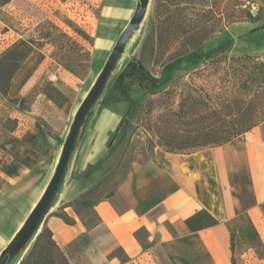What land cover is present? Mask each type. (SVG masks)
Returning <instances> with one entry per match:
<instances>
[{
  "label": "crops",
  "instance_id": "1",
  "mask_svg": "<svg viewBox=\"0 0 264 264\" xmlns=\"http://www.w3.org/2000/svg\"><path fill=\"white\" fill-rule=\"evenodd\" d=\"M11 8L0 9V18L4 12L13 14ZM134 8L116 3L103 8L100 27L107 30L110 25L113 31L101 30L93 39L95 62L101 63L93 80L60 73L55 87L61 99L46 113L41 111L42 119L31 113L24 129L0 130V144L7 150H0L5 170L0 174V252L21 225L12 228L18 212L29 213L44 192L68 122L114 47L121 33L116 30L124 29ZM256 55L264 61V48ZM131 59L125 55L117 75ZM95 112L80 140L89 136L92 163L107 153L109 133L122 116L121 110ZM144 138L142 130L135 132L136 141L143 143ZM78 150L79 145L68 177ZM140 155L113 195L94 207L99 224L88 228L71 208L66 213L74 225L56 216L48 219L46 225L70 264H235L248 251L264 246V122L224 146L187 154L156 151L142 159ZM64 190L65 185L61 194ZM27 201L29 206L20 205Z\"/></svg>",
  "mask_w": 264,
  "mask_h": 264
},
{
  "label": "rangeland",
  "instance_id": "2",
  "mask_svg": "<svg viewBox=\"0 0 264 264\" xmlns=\"http://www.w3.org/2000/svg\"><path fill=\"white\" fill-rule=\"evenodd\" d=\"M161 1H151L141 30L135 35L126 53L127 57L141 60L160 81L159 86L145 90L135 85L129 93L126 90L128 81L118 85L115 78L112 80L95 110L99 115L107 110L114 113L122 111L118 128L109 133L105 145L107 153L92 163V157L87 155L91 151L87 150L89 136H84L79 143L77 164L73 165L64 193L54 207V212H58L61 207L72 205L67 208H71L73 212L75 209L80 211L78 216L88 228L99 224V220L91 211L82 208L79 200L83 197L94 201L105 198L125 178L131 163L140 154L142 159V155L147 156L156 151L166 152L161 144L162 138L167 135L164 128L165 115L171 109L177 111L180 96L193 88L189 79L191 73L205 67L211 59L220 57L222 53L228 56L257 57V52L264 48V32H256L264 28V0H205L208 5L206 8H213L215 17L221 21L220 28L203 46L190 50L167 70L162 65L167 62L168 57L155 63L157 7ZM136 2L137 0H10L0 7L3 9L12 5L10 10L13 13L9 15L4 12L3 19L0 18V56L21 40L30 42L33 47L12 80L8 97L0 93V130L10 131L8 129L14 127L15 130L18 127L24 129L30 125V117L33 115L38 120L42 119L40 116L61 99L55 87L57 80H53L54 76L67 72L81 80L88 77L90 81L93 80L101 66V63L95 62L93 39L101 30L113 31L110 25H107V30L100 27L103 8L112 3L135 7ZM24 17H27L28 22H23ZM121 29L116 30V34L122 32ZM178 47L179 45L173 44L172 52ZM208 80V77L196 76L194 83L206 86ZM22 99H25L24 103ZM151 104L153 111L148 113L146 106ZM14 117H19V120ZM71 122H68L69 127ZM148 125L153 128L150 132L147 130ZM137 130L145 133L143 143L134 139ZM178 133L183 134L182 130ZM0 150L7 153L1 144ZM2 162L0 159V166ZM3 172L5 170L0 167V174ZM24 204L29 206L31 202L20 205ZM27 215L28 210L19 211L12 228L22 224ZM236 262L264 264V246L253 248Z\"/></svg>",
  "mask_w": 264,
  "mask_h": 264
},
{
  "label": "trees",
  "instance_id": "3",
  "mask_svg": "<svg viewBox=\"0 0 264 264\" xmlns=\"http://www.w3.org/2000/svg\"><path fill=\"white\" fill-rule=\"evenodd\" d=\"M9 1L0 0V7ZM207 6L205 0H162L159 3L155 63L168 57L162 67L170 70L175 61L190 50L203 46L217 32L221 21L215 17L213 8ZM173 44L179 45L174 52L171 50ZM32 51L31 43L21 40L0 56V93L4 97H8L12 80ZM196 76L208 77L207 85L197 86L194 83ZM189 79L193 88L180 96L177 111L171 109L165 115L167 135L162 138L161 144L166 152L187 154L224 146L264 122V61L258 57L222 53L205 67L193 71ZM115 80L118 85L128 81V92L135 85L148 90L158 87L160 83L139 59H131L125 69L115 76ZM146 107L148 113L153 111L152 104ZM152 129L148 125L147 130L150 132ZM8 130L14 131L15 127ZM180 130L183 134L178 133ZM112 195L111 192L105 198ZM100 200L83 197L79 203L98 218L94 207ZM67 207L72 205L61 207L53 216L67 225H74L75 220L65 212ZM75 213L80 215L77 209ZM19 260L20 264H70L47 225Z\"/></svg>",
  "mask_w": 264,
  "mask_h": 264
},
{
  "label": "water",
  "instance_id": "4",
  "mask_svg": "<svg viewBox=\"0 0 264 264\" xmlns=\"http://www.w3.org/2000/svg\"><path fill=\"white\" fill-rule=\"evenodd\" d=\"M151 1L137 0L132 17L120 33L102 69L74 114L51 179L25 220L0 252V264H20L19 259L30 250L48 219L53 216L54 207L67 181L83 133L112 80L117 76L129 45L141 30Z\"/></svg>",
  "mask_w": 264,
  "mask_h": 264
},
{
  "label": "built area",
  "instance_id": "5",
  "mask_svg": "<svg viewBox=\"0 0 264 264\" xmlns=\"http://www.w3.org/2000/svg\"><path fill=\"white\" fill-rule=\"evenodd\" d=\"M53 80H57V77H56V76H54V77H53Z\"/></svg>",
  "mask_w": 264,
  "mask_h": 264
}]
</instances>
